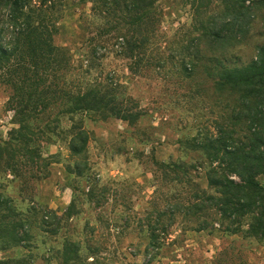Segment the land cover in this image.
<instances>
[{
    "label": "trees",
    "instance_id": "obj_1",
    "mask_svg": "<svg viewBox=\"0 0 264 264\" xmlns=\"http://www.w3.org/2000/svg\"><path fill=\"white\" fill-rule=\"evenodd\" d=\"M214 1L222 6L221 12L207 19L212 0H192L197 36L181 49L180 61L211 65V70L204 69L213 82V97L225 105L217 106L222 110L208 131L185 141L195 155L194 164L154 163L169 184H193L191 170L206 183L205 189L194 188L187 203L179 201L173 190L168 198L172 216L184 214L196 219L198 232L218 225L225 235H243L261 243L264 35L262 44L255 47L254 61L239 66L233 57L249 37L256 12L264 10V0L248 6L246 0ZM68 2L90 5L96 35L106 37L104 43L117 44L118 55L128 62L131 75L140 76L149 70L161 75L165 62L172 60L169 56L165 59L161 49L158 0H0V86L7 94L5 105L15 126L7 140H0V179L12 177L6 181L15 183L23 201L33 204L26 214L18 211L0 183V252L23 249L27 253L0 260V264H35L37 258L29 250L31 230L38 227L42 233L57 236L64 228L62 223L79 214L75 200L80 181L88 189L82 193L85 201L100 207L97 193L101 195L105 189L90 174L85 119L91 123L115 120L133 128L143 117L137 103L125 99L122 86L111 79H91L92 66L82 60L75 62L71 49L55 43ZM95 51L93 48L91 56ZM58 143L65 144L69 153L71 164L66 173L74 184L70 188L73 201L61 215L34 202L35 184L45 181L53 164H59L57 154L47 155V149ZM245 219L249 221L245 223ZM148 223V246L154 249L166 231L159 228V221ZM55 255L57 264H86L75 243L65 241ZM42 260L52 261L43 256Z\"/></svg>",
    "mask_w": 264,
    "mask_h": 264
},
{
    "label": "rangeland",
    "instance_id": "obj_2",
    "mask_svg": "<svg viewBox=\"0 0 264 264\" xmlns=\"http://www.w3.org/2000/svg\"><path fill=\"white\" fill-rule=\"evenodd\" d=\"M256 1L260 0H246L245 6ZM191 3L192 0H158L162 13L161 49L165 59L169 56L172 60L165 62L161 75L149 70L140 76L128 72V62L118 55L120 49L115 42L104 43L106 37L96 35L89 4L64 5L55 43L71 49L75 62H88L92 66L91 79H111L122 86L125 99L137 103L143 117L133 128L115 120L91 123L85 119L84 127L90 137L87 147L90 174L105 189L103 194L97 193L100 207L85 201L82 193L88 189L80 181L75 200L79 214L62 223L64 228L57 236L42 233L38 227L31 230L29 250L37 258L35 264H57L53 259L65 241L79 245L86 264H264V241L225 235L218 225L198 232L196 219L184 214L172 216L168 198L173 190L179 201L187 203L194 188L205 189L206 183L191 170L193 184H169L163 181L154 163L194 164L195 155L185 141L208 131L222 110L217 106L225 105L213 97V82L204 69L211 70V65L204 62L187 65L186 61H180L181 49L197 36ZM221 8L212 0L206 18L213 19ZM263 19L264 10L256 12L249 37L235 51L236 65L254 61L255 47L263 42ZM93 48L96 51L91 56ZM6 100L7 94L0 86V140H7L15 128ZM67 126L64 122L63 127ZM56 154L59 164H53L45 181L35 184L34 202L61 215L73 201L70 189L73 177L66 173L71 162L65 144L47 149L48 156ZM7 179H0L5 196L26 214L33 204L23 201L15 183L7 182L12 177ZM148 221L153 225L159 221V228L165 227L166 231L154 249L148 246ZM248 221L245 219V223ZM26 254L23 249H11L0 252V260ZM42 256L52 260L51 263L43 261Z\"/></svg>",
    "mask_w": 264,
    "mask_h": 264
}]
</instances>
